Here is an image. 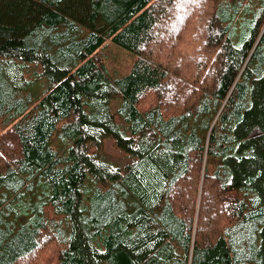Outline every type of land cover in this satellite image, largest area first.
Returning <instances> with one entry per match:
<instances>
[{
	"label": "trees",
	"instance_id": "obj_1",
	"mask_svg": "<svg viewBox=\"0 0 264 264\" xmlns=\"http://www.w3.org/2000/svg\"><path fill=\"white\" fill-rule=\"evenodd\" d=\"M258 1L0 0V264H264Z\"/></svg>",
	"mask_w": 264,
	"mask_h": 264
},
{
	"label": "rangeland",
	"instance_id": "obj_2",
	"mask_svg": "<svg viewBox=\"0 0 264 264\" xmlns=\"http://www.w3.org/2000/svg\"><path fill=\"white\" fill-rule=\"evenodd\" d=\"M235 6L238 7L237 13H234V23L237 26L238 21L248 16L251 10L256 9V7L260 8L258 0H218L215 12H224L228 8ZM235 43H238V41H235ZM102 47L104 64L108 75L110 77H120L128 73L133 62L132 53L116 46L111 41H106ZM104 156L105 160L115 167H120V165L129 162L131 159L128 153L112 146L111 138L105 139ZM52 264H58L57 259H54Z\"/></svg>",
	"mask_w": 264,
	"mask_h": 264
},
{
	"label": "bare ground",
	"instance_id": "obj_3",
	"mask_svg": "<svg viewBox=\"0 0 264 264\" xmlns=\"http://www.w3.org/2000/svg\"><path fill=\"white\" fill-rule=\"evenodd\" d=\"M49 23V22H48ZM40 30V29H39ZM52 33V32H51ZM43 42V41H42ZM10 61V60H9ZM62 65V64H61ZM61 68V67H60ZM48 81V80H47ZM14 94V93H13ZM77 95V94H76ZM15 96V95H14ZM82 98V97H81ZM14 99H15V97H14ZM17 99V98H16ZM15 99V100H16ZM86 100V99H85ZM86 106V105H85ZM60 118V117H59ZM50 141V140H49ZM9 169V168H8ZM4 176H5V174H4ZM9 191H11V190H9Z\"/></svg>",
	"mask_w": 264,
	"mask_h": 264
}]
</instances>
